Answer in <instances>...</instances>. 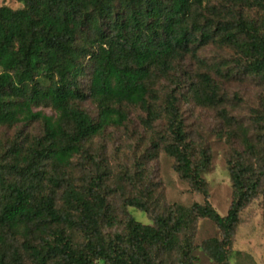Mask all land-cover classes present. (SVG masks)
Instances as JSON below:
<instances>
[{"label": "trees", "instance_id": "trees-1", "mask_svg": "<svg viewBox=\"0 0 264 264\" xmlns=\"http://www.w3.org/2000/svg\"><path fill=\"white\" fill-rule=\"evenodd\" d=\"M17 1L21 8L0 5V126L40 122L43 128L28 143L0 147V264H194L192 236L201 218L223 232L203 247L216 264H230L241 212L264 178V104L253 116L255 140L246 134L244 150L229 156L234 193L226 216L211 204L202 177L210 149L196 158L176 94L163 103L168 140L162 151L175 160L181 179L204 195L203 204L157 211L143 197L129 198L127 205L148 213L151 223L129 216L122 233L106 235L105 221H113L107 173L79 177L73 161L96 163L89 144L108 128L126 125L130 107L146 111L152 127L162 116L155 84L210 43L233 52L226 76L256 79L264 89V0ZM192 85L200 104L221 101L211 74ZM88 97L97 117L78 104ZM42 107L55 115L35 110Z\"/></svg>", "mask_w": 264, "mask_h": 264}, {"label": "rangeland", "instance_id": "rangeland-1", "mask_svg": "<svg viewBox=\"0 0 264 264\" xmlns=\"http://www.w3.org/2000/svg\"><path fill=\"white\" fill-rule=\"evenodd\" d=\"M0 5L13 9L23 6L17 0H0ZM250 14L258 17L259 11L252 10ZM232 56L233 52L229 48L214 43L201 47L195 56L187 55L169 76L155 84L158 96L156 106L162 116L152 127L147 126L146 111L140 107H130V119L126 125L108 128L89 144V151L96 163L92 162L93 158H74V169L79 177L96 172L107 173L104 187L109 196V219L111 217L113 221H105L104 234L122 233L129 216L145 224L151 223L148 213L127 205L129 198L143 197L157 211H164L173 204L192 207L204 203V195L195 191L188 181L181 179L175 170V160L162 151L168 140L163 103L169 94H176L179 98L178 105L196 158H200L201 150L210 149L211 165L202 177L208 184L213 207L222 216L228 214L234 193L229 156L235 151L244 150L242 138L246 134L255 140L257 127L253 116L264 104V89L256 79L237 73L232 78L226 76L231 66L227 62ZM204 73L211 74L221 89L222 99L214 106L202 105L194 96L192 84ZM89 80V75L81 79L82 89L87 94ZM78 104L91 116H98L97 104L90 97ZM35 110L55 115L50 107ZM224 112L234 118L236 124L229 125L224 119ZM42 128L40 122L0 126V147L19 139L28 143L41 135ZM236 129L237 133L228 138L230 131ZM154 142H159L160 146L157 148ZM149 185L152 188L150 193L146 190ZM257 192L256 197L241 212V223L229 249L230 264H264V178ZM213 238L222 239V230L209 218L199 219L192 236L194 264H216L203 247L206 241Z\"/></svg>", "mask_w": 264, "mask_h": 264}]
</instances>
